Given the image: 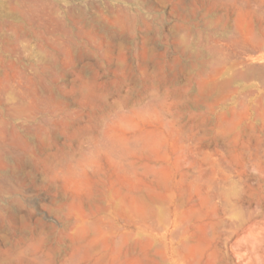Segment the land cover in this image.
Returning a JSON list of instances; mask_svg holds the SVG:
<instances>
[{
	"label": "rangeland",
	"instance_id": "1",
	"mask_svg": "<svg viewBox=\"0 0 264 264\" xmlns=\"http://www.w3.org/2000/svg\"><path fill=\"white\" fill-rule=\"evenodd\" d=\"M0 176V264H264V0H0Z\"/></svg>",
	"mask_w": 264,
	"mask_h": 264
},
{
	"label": "bare ground",
	"instance_id": "2",
	"mask_svg": "<svg viewBox=\"0 0 264 264\" xmlns=\"http://www.w3.org/2000/svg\"><path fill=\"white\" fill-rule=\"evenodd\" d=\"M253 69H255V68H253ZM250 70H251V69H250ZM250 70H249V71H250ZM246 71H247V70H246ZM246 71H245V74H246ZM255 71H257V70H255ZM255 71H254V72H255ZM251 72H252V71H251ZM247 73H248V72H247ZM245 74H244V75H245ZM247 77H249V76L247 75ZM252 78H253V77H252ZM211 86H212V85H211ZM213 86H214V85H213ZM215 87H216V85H215ZM215 87H214V88H215ZM208 88H209V87H208ZM211 88H213V87H211ZM214 88H213V89H214ZM103 141H104V140H103ZM111 142H112V141H111ZM117 142H118V141H117ZM108 143H109V142H108ZM100 144H102V143H100ZM104 144H105V142H104ZM113 144H114V143H113ZM102 145H103V144H102ZM110 145H111V144H110ZM115 145H116V143H115ZM97 146H98V145H97ZM99 146H101V145H99ZM106 147H108V145H107ZM110 147H111V146H110ZM116 147L118 148V146H116ZM119 147H120V146H119ZM99 148H100V147H99ZM94 149H95V148H94ZM112 149H113V147H112ZM123 149H124V148H123ZM107 150L109 151L108 148H107ZM110 150H111V149H110ZM114 150H115V149H114ZM118 150H119V149H118ZM105 151H106V149H105ZM109 152H110V151H109ZM109 152H108V153H109ZM115 152H116V151H115ZM108 153H107V154H108ZM117 153H118V151H117ZM118 154H120V153H118ZM118 157H119V156H118ZM115 159H116V158H115ZM116 162H117V161H116ZM0 177H1V176H0ZM211 177H212V176H211ZM213 178H214V177H213ZM212 180H213V179H212ZM210 181H211V180H210ZM213 181H214V180H213ZM211 182H212V181H211ZM214 182H215V181H214ZM208 183H209V182H208ZM206 184H207V183H206ZM212 184H213V183H212ZM212 184H210V185H212ZM216 184H217V183H216ZM11 185H12V184H11ZM213 185H214V184H213ZM10 187H11V186H10ZM14 190H15V188H14ZM211 191H212V190H211ZM213 192H214V191H213ZM215 197H216V194H215ZM116 198H117V197H116ZM116 201H117V200H116ZM114 204L116 205V203H114ZM147 205H149V204H147ZM147 205H145V207H146ZM150 205H151V204H150ZM107 207H108V206H107ZM145 207H144V209H146ZM153 207H155V206H153ZM114 208H117V206L114 207ZM119 208H120V207H119ZM150 209H151V206H150ZM152 209H153V208H152ZM154 209H155V208H154ZM154 209H153V210H154ZM105 210H106V209H105ZM105 210H104V211H105ZM139 210H140V209H139ZM147 210H148V209H147ZM147 210H146V212H147ZM155 210H156V209H155ZM178 210H179V209H178ZM142 211H143V210H142ZM156 211H157V210H156ZM107 212H108V210H107ZM144 212H145V211H144ZM144 212H142V213H144ZM162 212H163V211H162ZM137 213H138V210H137ZM159 213H160V212H159ZM159 213H158V214H159ZM150 214H151V213H150ZM160 214H161V213H160ZM161 215H162V214H161ZM165 215H166V214H165ZM148 216H149V215H148ZM166 216H168V215H166ZM166 216H165V217H166ZM139 217H140V216H139ZM144 217H146V215H145ZM144 217H143V218H144ZM152 217H153V216H152ZM160 217H161V216H160ZM104 218H105V217H104ZM121 218H122V217H121ZM147 218H148V217H147ZM154 218H155V217H154ZM97 219H98V218H97ZM159 219H160V218H159ZM161 219H162V217H161ZM165 219H166V218H165ZM169 219H170V217H169ZM112 221H113V220H112ZM149 221H151V219H150ZM164 221H165V220H164ZM153 222H154V221H153ZM168 222H169V221H168ZM150 223H151V222H150ZM155 223H156V222H155ZM155 223H154V224H155ZM100 224H101V223H100ZM167 224H168V223H167ZM92 225H93V224H92ZM101 225H102V224H101ZM101 225H100V227H101ZM113 225H114V224H113ZM86 226H87V229H86V230H88V229H89V228H88V225H86ZM91 227H92V226H91ZM98 228H99V227H98ZM98 228H97V229H98ZM159 228H160V227H159ZM93 229H95V228H93ZM99 229H100V228H99ZM118 229H119V228H118ZM84 230H85V229H84ZM104 230H105V229H104ZM159 230H160V229H159ZM175 232H176V231H175ZM177 232H178V231H177ZM177 232H176V233H177ZM105 233H106V232H105ZM111 234H113V233H111ZM110 236H111V235H110ZM113 236H114V235H113ZM121 236H122V235H121ZM183 236H184V235H183ZM119 237H120V236H119ZM107 238H108V236H107ZM120 238H121V237H120ZM114 241H115V240H114ZM120 243H121V242H120ZM109 244H110V243H109ZM118 246H119V245H118Z\"/></svg>",
	"mask_w": 264,
	"mask_h": 264
}]
</instances>
